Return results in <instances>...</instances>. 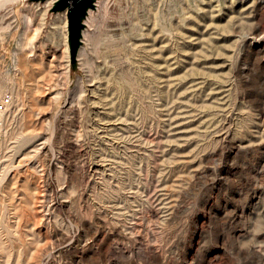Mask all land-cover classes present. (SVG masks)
<instances>
[{
    "label": "rangeland",
    "instance_id": "rangeland-1",
    "mask_svg": "<svg viewBox=\"0 0 264 264\" xmlns=\"http://www.w3.org/2000/svg\"><path fill=\"white\" fill-rule=\"evenodd\" d=\"M54 1L0 12V264H264V5L95 0L72 68Z\"/></svg>",
    "mask_w": 264,
    "mask_h": 264
},
{
    "label": "water",
    "instance_id": "water-1",
    "mask_svg": "<svg viewBox=\"0 0 264 264\" xmlns=\"http://www.w3.org/2000/svg\"><path fill=\"white\" fill-rule=\"evenodd\" d=\"M43 2L44 0H31ZM51 12L65 11L67 20V42L71 67L76 65L77 54L82 45V32L86 27L89 10L96 8L95 0H55Z\"/></svg>",
    "mask_w": 264,
    "mask_h": 264
},
{
    "label": "bare ground",
    "instance_id": "bare-ground-1",
    "mask_svg": "<svg viewBox=\"0 0 264 264\" xmlns=\"http://www.w3.org/2000/svg\"><path fill=\"white\" fill-rule=\"evenodd\" d=\"M11 1H16V0H0V12L1 11H5L6 10V8H7V4L9 3V2H11ZM144 1H147L146 2V10H144L146 13H145V17H144V21H143V27H144V29L145 30H147L148 31V33H153V32H155V31H157V32H162V30H163V28H164V25L161 23L162 22V19H163V17H161V13H160V8H159V5H158V3H157V1L156 0H144ZM194 1V0H193ZM202 2H204L203 0H201ZM247 1H249V0H239V4H241V5H243L244 3H246ZM179 2V1H178ZM186 2V1H185ZM188 2V1H187ZM197 2V1H196ZM195 2V3H196ZM200 2V1H199ZM198 2V3H199ZM202 2H200L199 3V5L202 3ZM180 3H181V1H180ZM189 4H190V2H188ZM195 3H193V4H195ZM198 3H196V4H198ZM205 3H208V2H204V4ZM250 3L253 5V6H256L257 7V9H258V7H260V6H262V5H264V0H250ZM181 4H184V2L183 3H181ZM187 5V4H186ZM202 5V4H201ZM240 5V6H241ZM245 5H247V4H245ZM245 5H244V7H245ZM185 6V5H184ZM194 6V5H193ZM195 6H197V5H195ZM194 6V7H195ZM252 6V7H253ZM182 8V7H181ZM184 8V7H183ZM192 8V7H191ZM192 9H194L195 10V8H192ZM196 9H198V10H200L199 8H198V6L196 7ZM182 10V9H181ZM184 10V9H183ZM198 10H195V11H198ZM193 11V10H192ZM194 11V12H195ZM186 12V11H185ZM184 12V13H185ZM199 12V11H198ZM197 12V13H198ZM246 12V11H245ZM195 14V13H194ZM193 15V14H192ZM175 14L173 15V16H171V19H170V21L168 22V23H170V24H173L174 23V20H175ZM177 18V17H176ZM178 20L179 19H181V18H177ZM183 20V19H182ZM247 21V20H246ZM249 21V20H248ZM175 24H176V22H175ZM244 27V26H243ZM258 32V31H257ZM263 33V32H262ZM256 36V35H255ZM257 37V36H256ZM248 40V39H247ZM259 40V39H258ZM170 59H173V60H171L172 62H175L176 63V60H177V57H176V55H173V56H171L170 57ZM170 59H169V61H170ZM158 59H156V61H157ZM152 67V66H151ZM155 67V66H154ZM150 69V68H149ZM155 70V69H154ZM161 71V70H160ZM156 72V71H155ZM164 73V72H163ZM163 75V74H162ZM165 76V75H164ZM161 77V76H160ZM206 83V82H205ZM210 84V83H209ZM225 86V85H224ZM199 88V87H198ZM221 89V88H220ZM215 92V91H214ZM216 94V93H215ZM102 130V129H101ZM102 134V133H101ZM102 136V135H101ZM104 138V137H103ZM102 162V161H101ZM105 162V161H104ZM103 166V165H102ZM104 167V166H103ZM19 188V187H18ZM17 188V189H18ZM19 194V193H18ZM12 208V207H11ZM26 208V207H25ZM6 209V208H5ZM19 211V210H18ZM12 212V211H11ZM22 212V211H21ZM5 213V212H4ZM22 214V213H21ZM5 215V214H4ZM10 217V216H9ZM14 218V217H13ZM27 218V217H26ZM23 219V218H22ZM26 221V220H25ZM28 221H29V219H28ZM27 221V222H28ZM24 224V223H23ZM4 226H6V225H4ZM27 226V225H26ZM21 232V231H20ZM23 233V232H22ZM8 235V234H7ZM9 236V235H8ZM14 239V238H13ZM9 245V244H8ZM18 251H19V249H18ZM34 253V252H33ZM1 263V262H0Z\"/></svg>",
    "mask_w": 264,
    "mask_h": 264
},
{
    "label": "built area",
    "instance_id": "built-area-1",
    "mask_svg": "<svg viewBox=\"0 0 264 264\" xmlns=\"http://www.w3.org/2000/svg\"><path fill=\"white\" fill-rule=\"evenodd\" d=\"M10 96L9 95H2L0 96V111H3L9 105Z\"/></svg>",
    "mask_w": 264,
    "mask_h": 264
}]
</instances>
